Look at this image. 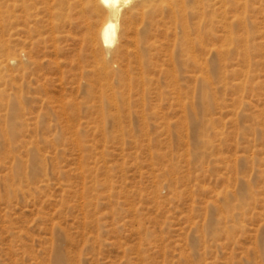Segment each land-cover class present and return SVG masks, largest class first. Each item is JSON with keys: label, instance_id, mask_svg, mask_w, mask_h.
Wrapping results in <instances>:
<instances>
[{"label": "rangeland", "instance_id": "rangeland-1", "mask_svg": "<svg viewBox=\"0 0 264 264\" xmlns=\"http://www.w3.org/2000/svg\"><path fill=\"white\" fill-rule=\"evenodd\" d=\"M195 1L129 78L78 10L9 64L0 0V264H264V0L220 1L205 46Z\"/></svg>", "mask_w": 264, "mask_h": 264}, {"label": "bare ground", "instance_id": "bare-ground-1", "mask_svg": "<svg viewBox=\"0 0 264 264\" xmlns=\"http://www.w3.org/2000/svg\"><path fill=\"white\" fill-rule=\"evenodd\" d=\"M185 1L186 0H175V2H171L170 0H12L13 37L16 46H22V52L19 56L10 58L8 62L11 65L19 63L25 70L32 65L34 66V59L36 58H34L33 53L36 49L35 47L41 45L46 46L48 43H53L54 46L55 35L60 33L62 28L64 29V25L59 22V19L62 18V15L66 12L68 15L78 10V15L80 16L90 13L98 18L105 17V22L103 25H100L102 27L99 37H92V47L94 45L96 48V46L101 45L107 49L106 53L101 54L104 63L112 59H119L123 63H126L124 67L127 68V76L129 77L134 63L137 62L139 67L152 64V61L145 59L146 51L155 48V44L151 43L150 39L155 36L154 32H157L158 27L164 21L167 13L171 18H175V20L178 18L179 9L185 8L186 6ZM220 1L223 0L195 1V16L201 23L198 27L201 38L200 41L202 44L204 43V46L205 44L207 45V41H214L217 37L216 30L212 27H208V25H214L215 21H213V18L217 14V6ZM188 2L189 1H187V3ZM140 17L143 18V22L146 24L142 29L138 30L134 25L135 20ZM76 27V24H72L70 30ZM132 46L136 47H134L136 49L134 54L131 51ZM105 70H107V76L110 74L115 76V74L111 72L108 73L107 67ZM144 74L143 77L141 76V80L146 84L147 80L144 78ZM124 76H126V74H123V77ZM130 80H132V78ZM131 82L133 83V81ZM111 89V91H116L113 86ZM116 95L117 93L115 92V99L117 98ZM15 134V125L11 124L8 128L0 132V137L4 135L14 136ZM57 261L58 264L64 263L63 254H59L58 260H55V262L57 263Z\"/></svg>", "mask_w": 264, "mask_h": 264}]
</instances>
